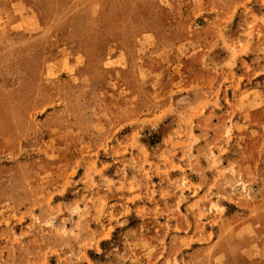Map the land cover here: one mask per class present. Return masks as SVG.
<instances>
[{"label":"rangeland","instance_id":"obj_1","mask_svg":"<svg viewBox=\"0 0 264 264\" xmlns=\"http://www.w3.org/2000/svg\"><path fill=\"white\" fill-rule=\"evenodd\" d=\"M0 264H264V0H0Z\"/></svg>","mask_w":264,"mask_h":264}]
</instances>
